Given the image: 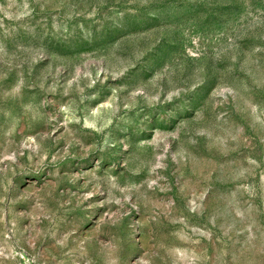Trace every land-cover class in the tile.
Listing matches in <instances>:
<instances>
[{"label":"rangeland","instance_id":"1","mask_svg":"<svg viewBox=\"0 0 264 264\" xmlns=\"http://www.w3.org/2000/svg\"><path fill=\"white\" fill-rule=\"evenodd\" d=\"M0 264H264V0H0Z\"/></svg>","mask_w":264,"mask_h":264}]
</instances>
